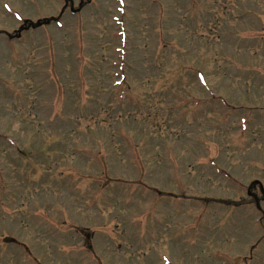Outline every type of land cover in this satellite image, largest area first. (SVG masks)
Segmentation results:
<instances>
[{
  "label": "rangeland",
  "instance_id": "obj_1",
  "mask_svg": "<svg viewBox=\"0 0 264 264\" xmlns=\"http://www.w3.org/2000/svg\"><path fill=\"white\" fill-rule=\"evenodd\" d=\"M0 264H264V0H0Z\"/></svg>",
  "mask_w": 264,
  "mask_h": 264
},
{
  "label": "trees",
  "instance_id": "obj_2",
  "mask_svg": "<svg viewBox=\"0 0 264 264\" xmlns=\"http://www.w3.org/2000/svg\"><path fill=\"white\" fill-rule=\"evenodd\" d=\"M255 185H256V184H254V186H255ZM250 194H252V196L254 195L252 189H250ZM255 199H256V200L258 199L257 196H255Z\"/></svg>",
  "mask_w": 264,
  "mask_h": 264
}]
</instances>
